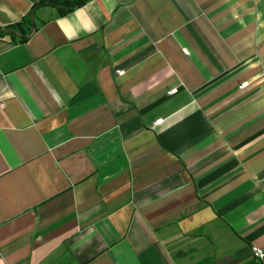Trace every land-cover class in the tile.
<instances>
[{"label": "crops", "instance_id": "obj_1", "mask_svg": "<svg viewBox=\"0 0 264 264\" xmlns=\"http://www.w3.org/2000/svg\"><path fill=\"white\" fill-rule=\"evenodd\" d=\"M32 19L0 35V264H261L264 0Z\"/></svg>", "mask_w": 264, "mask_h": 264}, {"label": "trees", "instance_id": "obj_2", "mask_svg": "<svg viewBox=\"0 0 264 264\" xmlns=\"http://www.w3.org/2000/svg\"><path fill=\"white\" fill-rule=\"evenodd\" d=\"M88 0H39L32 8V11L27 15L21 23L8 26L4 31H0V35L9 33L14 37L19 36L21 40H27L32 31L36 28V23H33V15L35 10L41 6H53L57 9L59 15H66L75 8L82 6Z\"/></svg>", "mask_w": 264, "mask_h": 264}, {"label": "built area", "instance_id": "obj_3", "mask_svg": "<svg viewBox=\"0 0 264 264\" xmlns=\"http://www.w3.org/2000/svg\"><path fill=\"white\" fill-rule=\"evenodd\" d=\"M254 257L261 263L264 264V250L258 246L252 247Z\"/></svg>", "mask_w": 264, "mask_h": 264}]
</instances>
